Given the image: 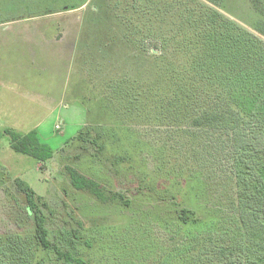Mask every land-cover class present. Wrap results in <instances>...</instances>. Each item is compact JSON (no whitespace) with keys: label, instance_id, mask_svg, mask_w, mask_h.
I'll return each mask as SVG.
<instances>
[{"label":"rangeland","instance_id":"rangeland-1","mask_svg":"<svg viewBox=\"0 0 264 264\" xmlns=\"http://www.w3.org/2000/svg\"><path fill=\"white\" fill-rule=\"evenodd\" d=\"M207 1L209 13L215 11L259 37L264 49V0ZM83 2L81 8L68 11L71 5ZM125 2L0 0V235L34 230L24 195L15 185L21 179L35 192L49 237L62 250L76 253L77 241L72 237L76 230L97 238L111 234L102 241L108 257H121V249L109 244L131 233L136 247L130 264H159L161 255L176 245L182 228L175 220L165 219L150 192L141 193L140 186L148 184L138 183V179L148 177L154 187L166 180L185 188L205 184L209 200L201 205L194 199L193 209L214 214V198L228 189L226 177L241 171V158L250 155L247 150L263 148V138L248 126L246 144L237 148L228 128L196 129L184 117L164 118L155 110L159 92L154 101L138 103L146 109L137 116L122 108L105 86L124 71L140 77L135 86L141 87L145 85V66H132L134 50L123 43L119 48L112 46L111 53L101 58L99 42L107 37L116 44L122 34L118 16L131 14ZM114 3L123 5L117 11ZM97 8L96 14L91 12ZM102 19L109 25H100ZM183 24L184 20L175 21L177 27L183 28ZM156 43L147 40L142 44L147 56L161 54ZM201 97L195 107L208 100L207 88L203 87ZM6 130L21 135L36 131L40 142L52 149V158L40 164L13 151ZM99 134L104 137L105 155L91 144L99 140ZM68 169L97 182L108 197L121 195L126 205L108 200L104 204L74 190ZM221 199L225 201L222 211L230 197L224 193ZM101 250L93 248L97 261ZM84 252L89 255L85 247Z\"/></svg>","mask_w":264,"mask_h":264},{"label":"trees","instance_id":"trees-1","mask_svg":"<svg viewBox=\"0 0 264 264\" xmlns=\"http://www.w3.org/2000/svg\"><path fill=\"white\" fill-rule=\"evenodd\" d=\"M133 1L125 2L131 14H126L125 18L118 16L122 34H118L116 44L107 37L99 42V51L103 52L101 58L111 53L112 46L119 48L123 43L134 50L132 66H145V85L135 86L136 79L140 77L129 76L122 71L105 86L124 106L122 108L137 116L138 112L146 109V106L139 108L138 103L143 105L146 100L154 101L155 92H159L155 110L164 118L184 117L196 129L228 128L232 140L234 138L238 143L237 148L246 144L247 126L251 130L256 129L258 136L263 138V148L247 150L250 155L243 156L245 161L241 158V171L226 177L228 189L222 190L218 198L214 194V214L203 215L193 209L194 199H199L197 201L201 205H206L209 200L206 199L205 184H188L185 188L176 187L166 180L165 184L154 187L148 177L138 179V183L150 185L140 186L141 193L150 192L157 209L164 212L165 219L175 220L182 228L176 245L161 255L159 264H264L263 41L228 22L221 14L209 13V7L204 3L207 0ZM84 5L85 2L79 6L71 5L68 11ZM113 5L118 11L123 4ZM98 11L97 8L91 12L96 14ZM176 20L180 23L184 20L183 28L175 25ZM98 22L109 25L107 22L103 24V19ZM147 40L159 43H156L160 45L159 56L154 52L147 56L142 47ZM203 87L207 88L209 98L195 107L198 98L202 99ZM150 94L152 98H149ZM5 133L10 138L9 146L13 151L30 156L40 164L52 158V149L40 142L36 131L25 135L11 130ZM247 135L252 137L250 131ZM97 137L99 140H92L91 144L105 155L104 137L100 134ZM82 139L85 140L84 137ZM67 172L74 190L89 194L104 204L120 201L126 205L121 195L108 197L97 182L72 169ZM15 185L24 195L25 211L28 217H32L34 230L23 234H1L0 264H130L136 247L131 233L118 243L113 241L114 237L111 239L116 246L113 243L109 245L116 250L121 249L124 253L121 257H108L102 241L106 236L112 237L111 234L97 238L82 236L76 230L79 235L76 232L72 235L77 241L76 253L62 250L49 237L47 219L38 205L35 192L21 179H16ZM224 193L230 199L221 211ZM84 247L89 255L83 254ZM93 248L98 251L102 248L100 261L94 258Z\"/></svg>","mask_w":264,"mask_h":264}]
</instances>
